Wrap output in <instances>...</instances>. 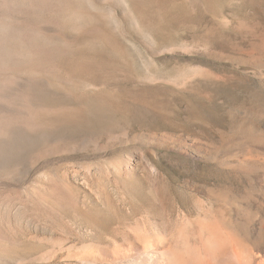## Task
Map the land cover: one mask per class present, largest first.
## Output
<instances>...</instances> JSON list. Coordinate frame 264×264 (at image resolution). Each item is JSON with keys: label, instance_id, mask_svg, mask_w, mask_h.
Returning <instances> with one entry per match:
<instances>
[{"label": "rangeland", "instance_id": "obj_1", "mask_svg": "<svg viewBox=\"0 0 264 264\" xmlns=\"http://www.w3.org/2000/svg\"><path fill=\"white\" fill-rule=\"evenodd\" d=\"M181 216L264 223V0H0V264L171 263Z\"/></svg>", "mask_w": 264, "mask_h": 264}, {"label": "bare ground", "instance_id": "obj_2", "mask_svg": "<svg viewBox=\"0 0 264 264\" xmlns=\"http://www.w3.org/2000/svg\"><path fill=\"white\" fill-rule=\"evenodd\" d=\"M232 219L179 217L175 235L161 242L172 257L162 264H264V223Z\"/></svg>", "mask_w": 264, "mask_h": 264}]
</instances>
